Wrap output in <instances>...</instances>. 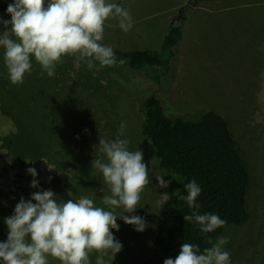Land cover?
Masks as SVG:
<instances>
[{
    "label": "rangeland",
    "instance_id": "obj_1",
    "mask_svg": "<svg viewBox=\"0 0 264 264\" xmlns=\"http://www.w3.org/2000/svg\"><path fill=\"white\" fill-rule=\"evenodd\" d=\"M193 1L166 0L164 4H152L147 15L159 21H136L135 28L130 30L138 35L146 34L149 40L132 35L114 36L111 31H123L111 29L118 20L108 19L101 43L125 49L133 45L159 48L163 36H151L150 29L154 26L162 30L167 26L165 8L175 6L172 13L177 20L175 25L181 23L182 17L186 18L183 42L171 61L173 77L166 91V104L177 114L213 111L229 122L255 180L250 192L252 222L239 232L234 247L228 252L232 264H264V0H211L207 8L201 6L202 2L188 7ZM141 11L145 14L144 8ZM228 18L235 21L227 23ZM38 66L33 60L32 70L23 83L13 85L0 58V98L6 109L11 108L25 135L22 138L25 143L48 141L52 147L61 146L73 154V163L78 169L67 165L58 172L53 161L47 158L34 163L14 160L3 147L2 138L17 128L14 121L0 112V188L10 191L18 183L31 187L33 177L27 169L35 168L38 190L50 189L65 201L88 197L97 206L104 207L101 199L108 193L103 191L102 174L92 168L93 159H103V156L95 155V148L99 146V138L111 140L119 135V126L124 122L126 127L121 138L130 141V150L143 153V162L149 170V184L141 193L139 205L133 213L125 215L144 218L148 227L142 233L137 232L134 226L117 218L119 230H113V235L123 247L110 264H140L149 251L158 194L163 191L156 176L163 174L152 149L142 142L141 116L135 100L156 95V84L141 73L123 74L124 78H118L120 73L114 76L90 72L73 61L64 68L62 77L53 80L46 73L42 76L36 70ZM115 68V73L123 69ZM54 177L59 178V185L53 184ZM72 180L76 189L72 187ZM57 186H60L58 190ZM30 195L23 198L27 200ZM116 211L118 215L123 212ZM12 214L11 209H0V241L7 239L2 235L7 229L4 218ZM95 258L96 253H92L91 264H95ZM49 264L60 262L49 258Z\"/></svg>",
    "mask_w": 264,
    "mask_h": 264
},
{
    "label": "clouds",
    "instance_id": "obj_2",
    "mask_svg": "<svg viewBox=\"0 0 264 264\" xmlns=\"http://www.w3.org/2000/svg\"><path fill=\"white\" fill-rule=\"evenodd\" d=\"M10 20L0 18V51L11 84L23 83L35 60L43 76L55 75L64 57H74V63L86 65L89 71L117 63L114 49L101 43L105 22L118 18L124 33L133 28L129 11L115 0H13L6 9ZM124 60H119L123 64ZM119 135L111 140L99 138L92 168L103 177V191H107L102 206L88 197L78 200L59 198L52 190L40 189L29 199L23 197L15 205L11 216L4 218L7 239L0 241V264H49V258L60 264H91L90 255L96 253L95 264H110L122 250V243L113 235L118 231L117 218L144 232L148 224L133 213L139 205L141 193L149 184V170L140 150L132 151L124 136L126 127L120 124ZM33 179L31 187L39 189L35 168L27 169ZM165 176H156L160 188H167ZM51 180V177L49 178ZM183 197L190 215L187 223L198 226L200 233L209 234L226 221L214 213H199L197 198L202 189L191 180L184 185ZM158 204H166L169 194H158ZM122 209V214H117ZM211 247L200 250L198 245L182 243L175 259L163 264H232L225 249L229 242L220 236L215 242L208 237Z\"/></svg>",
    "mask_w": 264,
    "mask_h": 264
},
{
    "label": "trees",
    "instance_id": "obj_3",
    "mask_svg": "<svg viewBox=\"0 0 264 264\" xmlns=\"http://www.w3.org/2000/svg\"><path fill=\"white\" fill-rule=\"evenodd\" d=\"M202 1L211 0H195L188 7L197 6ZM12 2L13 0H0V18L10 20L6 9ZM185 21L186 18L182 17L179 25L171 26L163 35L159 48L135 47L131 51H124L112 46L117 63L90 71L114 76L120 73L118 78H124L125 74L141 73L157 86L156 95L135 101L141 116L142 142L152 149L159 170L169 182V186L163 188L162 194L167 193L170 198L166 204H158L156 208L149 251L145 256L146 260H141L140 264H163L167 258L175 259L181 244L185 242L198 245L203 251L204 248L211 247L207 242L208 237L213 242L220 236L227 237L229 242L224 247L230 251L239 232L252 222L250 192L255 177L247 160L243 158L229 122L213 111L196 113L193 110L190 113L177 114L167 107L166 91L169 80L173 77L171 61L179 53L177 48L183 42ZM119 60L125 62L120 64ZM72 61L74 62V57H64L51 78L55 80L62 77V71ZM80 66L88 69L83 63ZM115 67L123 69H118L119 71L115 73L113 72L117 69ZM36 70L42 72L40 66ZM52 82L59 84L56 81ZM125 89L129 91L126 87ZM11 105L9 103V106ZM5 106L0 98V112L14 121L17 128L16 132L2 138L3 147L9 151L14 160L34 163L40 158H47L53 161L58 172H62L61 168L63 166L67 168V165L78 169L73 163V154H69L61 146L52 147L48 141L25 143L22 140L25 135L21 126L17 123L11 108L6 109ZM58 179L54 177L53 184L59 185ZM191 180H195L202 189L197 198L200 204L199 213H214L226 221L213 233L202 234L197 225L184 220V215H190L192 211L183 199L187 195L184 185ZM72 181V187L76 189L75 181ZM59 188L60 186H57L56 190ZM35 191L38 189L20 183L10 191H3L0 188V209L7 211L11 209L14 212V204L24 195ZM7 231L6 229V233L2 234L6 235L4 238H7Z\"/></svg>",
    "mask_w": 264,
    "mask_h": 264
},
{
    "label": "crops",
    "instance_id": "obj_4",
    "mask_svg": "<svg viewBox=\"0 0 264 264\" xmlns=\"http://www.w3.org/2000/svg\"><path fill=\"white\" fill-rule=\"evenodd\" d=\"M115 2L120 4L123 8H125V9H127L129 11V13H130V15L132 17L133 25H134L132 29H134L136 21H139V22H142V23H145V21H146V23H149L151 21L152 23H154V21L157 20V19H153L152 16H148L147 14H150V13H147V11L150 12L149 10H150L152 4H154V3H163L164 4L166 2V0H115ZM201 6L207 8L208 7L207 1H202ZM129 7H131V8H129ZM143 8L145 9V14H142V13H144V11H141V9H143ZM174 9H175V6L170 7V8H165V12L168 14V16L165 19L166 20L169 19L166 22L167 26L165 28L163 27L162 30H158L157 27L155 29V27L153 26L150 29L151 30V32H150L151 36L159 35L160 37H162L171 28V26L175 25V21H177V20H175V16H173V14H172L174 12ZM134 15H137V16L139 15V16L135 18ZM110 19L111 20H118V18H110ZM255 19H257V18L255 17ZM230 20H234V19L228 18V20H226L227 23ZM157 21H159V20H157ZM186 22H187V20L185 21V23ZM185 23H184V26H183V31H184L183 35H185V25H186ZM220 26L222 27L221 24H220ZM233 26L236 27V24H233ZM110 28L111 29H116V30L120 29L118 24H116L115 26L110 27ZM145 28L148 29L149 28L148 25H146ZM154 29H155L156 32H154ZM111 32L113 33L114 36H115V34L116 35H120V36L132 35V36H136V37H145V39H147V40H149L148 38H150V37L145 36L146 34H144V33H141L140 35H138V34H136L133 31H129L127 33L119 32V31H111ZM183 38H184V36H183ZM147 46H149V45H147ZM115 47H117V46H115ZM121 47L122 46H118V48L121 49V50L131 51L136 46L133 45L132 47L130 46L129 48H126V49L125 48H121ZM151 47H152V45H150L149 48H147V49H151Z\"/></svg>",
    "mask_w": 264,
    "mask_h": 264
}]
</instances>
